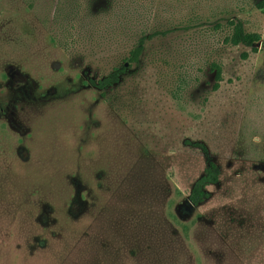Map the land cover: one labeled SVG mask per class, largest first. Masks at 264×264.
Instances as JSON below:
<instances>
[{"label": "rangeland", "instance_id": "obj_1", "mask_svg": "<svg viewBox=\"0 0 264 264\" xmlns=\"http://www.w3.org/2000/svg\"><path fill=\"white\" fill-rule=\"evenodd\" d=\"M260 2L0 0V264H264Z\"/></svg>", "mask_w": 264, "mask_h": 264}, {"label": "trees", "instance_id": "obj_2", "mask_svg": "<svg viewBox=\"0 0 264 264\" xmlns=\"http://www.w3.org/2000/svg\"><path fill=\"white\" fill-rule=\"evenodd\" d=\"M259 9H264V0L258 4ZM227 27L230 28V36L224 40V43L230 47H243L250 49L256 53L258 50L256 45L259 44V48L264 51V38H261L258 34L246 32L241 21L229 20L226 22ZM180 28L166 29V30H145L138 38L135 39L132 48L128 52L127 58L124 59V63L119 69H114L110 75L101 80L98 83L91 84L98 90L108 89L118 84L121 75L126 71L125 65L130 67L132 64L138 62L141 57L145 44L148 41H152L158 37H166L167 35L179 31ZM187 30L189 27L182 28L181 30ZM246 55H242V59H246ZM212 69L215 72V85L214 89H217V83L220 81L221 70L218 66L213 65ZM198 147L206 157V168L204 175L195 182L193 185L188 201L193 206H198L202 201L206 200L209 195L206 193L205 188L210 185H215L219 177V169L217 166L208 158L207 151L203 146Z\"/></svg>", "mask_w": 264, "mask_h": 264}, {"label": "water", "instance_id": "obj_3", "mask_svg": "<svg viewBox=\"0 0 264 264\" xmlns=\"http://www.w3.org/2000/svg\"><path fill=\"white\" fill-rule=\"evenodd\" d=\"M256 47H259V44H257Z\"/></svg>", "mask_w": 264, "mask_h": 264}, {"label": "flooded vegetation", "instance_id": "obj_4", "mask_svg": "<svg viewBox=\"0 0 264 264\" xmlns=\"http://www.w3.org/2000/svg\"><path fill=\"white\" fill-rule=\"evenodd\" d=\"M96 88V87H95Z\"/></svg>", "mask_w": 264, "mask_h": 264}]
</instances>
